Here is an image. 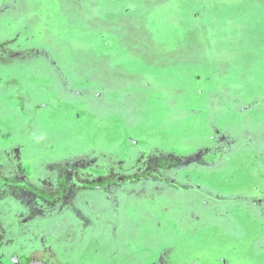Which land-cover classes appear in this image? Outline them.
Returning <instances> with one entry per match:
<instances>
[{
	"label": "rangeland",
	"instance_id": "374dc122",
	"mask_svg": "<svg viewBox=\"0 0 264 264\" xmlns=\"http://www.w3.org/2000/svg\"><path fill=\"white\" fill-rule=\"evenodd\" d=\"M14 1L0 38L57 28L0 51L2 264H264V0Z\"/></svg>",
	"mask_w": 264,
	"mask_h": 264
},
{
	"label": "crops",
	"instance_id": "0c3cea01",
	"mask_svg": "<svg viewBox=\"0 0 264 264\" xmlns=\"http://www.w3.org/2000/svg\"><path fill=\"white\" fill-rule=\"evenodd\" d=\"M42 1L43 0H38V2H37V4L39 5V8L41 9V11L38 10V14H37V17L36 18H38L40 20H43L44 18H47L46 16L48 15L49 11L52 9V6L50 7L49 10H46V8L42 7ZM101 1H103V0H94L93 1L94 6H95V9H96V12H98V13H102L101 4H100ZM17 3L18 2H15L14 0H12V1H9V0H0V6L4 7L6 9V10L0 11V12L1 13H4L5 15H7L11 10H13L14 5L17 4ZM68 7H69V14L70 15L71 14L75 15L74 17H75V19H77V15L79 14V10L77 9V5L75 6L74 4H69ZM75 7H76V9L74 10ZM8 10H10V11L8 12ZM19 17L20 16L18 14V18ZM168 17H169V13H168ZM57 18H58V16H57ZM21 20H24V16L20 17L19 20H18V22L16 24H14L13 22L5 23V24L8 27L13 26V24L17 26ZM25 26H26V30L23 29L22 31H17L15 33L14 32H11L13 34L11 36L9 35L10 36L9 38L6 37V39L0 38V51H10L9 50V47H11L12 45L16 48V50L19 49V48H23L26 40L30 39V36H32V38L33 37L34 38L37 37L38 39L42 40V42H43V40L44 41L48 40L49 37H51L55 33L54 30H53V28L55 26L53 25L52 28H49L45 24V21H42L41 24H40V26H37V25L34 26V29H36L35 31H34V29L31 30V28H30L31 27L30 22L27 23ZM55 28H57V25H56ZM3 29H5V26L4 25H3ZM1 30H2V27H0V32H1ZM45 36H47V37L45 38ZM85 83H88V81L85 82ZM70 125H72V124H70ZM130 140H132V138ZM84 141H86V140H83V142ZM136 141L138 142V140H136ZM128 142L132 144V141H128ZM82 146L83 147L84 146H88L89 147V142L88 141L84 142V145L82 143ZM87 149L85 150V152H87ZM164 156H165V158H167V157H169V154H166ZM160 157H163V156H160ZM180 159H182L183 163H179ZM185 159L186 158H184V156L183 157L180 156V158L178 159L179 161L176 160V159H174L177 163H175L174 165H172L170 167L168 165L166 167V169L164 167H160V166L156 167L155 169L156 170H159L162 174H163V172H168L169 173V176H171V178L169 177V184L165 185L164 182H167V181L165 179H162V177L159 176V179H161V180H159V179H158L159 181H157V179L155 180V183L157 182V184H156L157 187L154 186V188L156 187V189H153V190H156L158 192V194L159 193H165L168 190L169 193H171L170 194V198H171V197H174L173 194H174L175 191H176V194H177V191L179 189V187L175 184L174 177L172 176V174H175V175L178 174L180 177H183L184 179H187V180H190L191 177L196 176V175H197L196 176V179H201L202 177H199L201 175V173L200 174H197V173H193V172H189V171H191L192 169H194L195 166L200 165L201 162H202V160L200 158H199V161H195L193 159H189L187 161ZM155 162H156V165H157L158 164L157 163V160ZM87 171H89V170H87ZM195 172H197V171L195 170ZM153 176H154V174H153ZM156 177H157V175H156ZM216 178H220V176H216ZM182 184H183L184 187H186L189 183H182ZM213 184H214V188H216L217 182L216 181H213ZM135 191L136 190H134V193H135ZM138 194L141 197H145L146 194H150V193H148V191H146V190L144 191V189H142V190H140L138 192ZM152 196L153 195L150 194L149 196H147V198H152ZM84 198H85V196L82 195L81 198L80 199H77V200L83 206H88L90 209L91 208L93 209V207H92V201H93V199L90 201V200H87L86 198H85V200H83ZM174 201H175V199H174ZM262 201H263V199L260 198V200H254L253 203L254 202H257V203L260 202L261 203ZM155 206H157V208H156L157 210H161V209H164L165 208L162 202L156 203ZM196 206L197 205H195L194 207H191L188 204L185 207V205L184 206H181L180 205V202H178L177 209H179V211L181 212V216H184V214L186 212H189L191 214L190 217H189V219H188V221H187L188 223L186 222L183 225H180L179 233H182V234L185 235V232L186 231L189 232V234H187V238L188 239H191V238H201V239H203V237H205V238L208 237L209 238L210 236H207V235H202L201 236L199 233H197V235H195V232H196V229H194V227H195V222H194L195 220L194 219L195 218L194 219H190V218L196 216V215H193L194 212H195V210L197 209ZM140 207H145V206L142 205V204H140ZM185 210H186V212H185ZM93 212H94V209H93ZM92 214L98 215L99 212H94ZM93 219H94V217H93ZM254 219H257V217L252 218V220H254ZM191 220H192V223H190ZM256 221H257L256 224L262 225L261 219L256 220ZM247 225H249V223ZM169 259H170L169 262H172V264H176L177 260L179 261L178 263H180L181 261H183L181 259V256L179 255L178 250L175 251V252H173V253H171L169 255ZM148 261H149V259H148ZM167 261H168V258H167ZM193 261H196V260H193ZM189 262H191V261H189ZM185 263L186 264H189L186 261H185ZM182 264H184V263H182Z\"/></svg>",
	"mask_w": 264,
	"mask_h": 264
},
{
	"label": "trees",
	"instance_id": "16d2710c",
	"mask_svg": "<svg viewBox=\"0 0 264 264\" xmlns=\"http://www.w3.org/2000/svg\"><path fill=\"white\" fill-rule=\"evenodd\" d=\"M154 163V162H153ZM157 165L160 166V167H167L169 165V160L167 159H162V158H159L157 159ZM173 164V163H172ZM59 180L61 181V178H59ZM64 189V188H61V190ZM63 192V191H62Z\"/></svg>",
	"mask_w": 264,
	"mask_h": 264
},
{
	"label": "flooded vegetation",
	"instance_id": "af4514ba",
	"mask_svg": "<svg viewBox=\"0 0 264 264\" xmlns=\"http://www.w3.org/2000/svg\"><path fill=\"white\" fill-rule=\"evenodd\" d=\"M62 191H64V189H62L61 192H62ZM21 249H23V247H22ZM27 249H28V248H27ZM27 251H28V250H27ZM1 260H2V259H1ZM0 262H1V261H0ZM53 263L56 264V262H53ZM1 264H2V262H1ZM28 264H29V263H28ZM67 264H69V263L67 262Z\"/></svg>",
	"mask_w": 264,
	"mask_h": 264
}]
</instances>
